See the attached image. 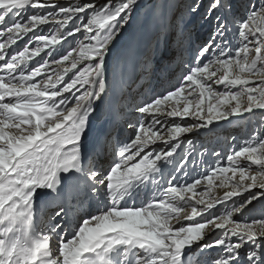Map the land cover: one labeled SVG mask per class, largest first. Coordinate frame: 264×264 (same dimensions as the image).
<instances>
[{"label": "snow or ice", "instance_id": "1", "mask_svg": "<svg viewBox=\"0 0 264 264\" xmlns=\"http://www.w3.org/2000/svg\"><path fill=\"white\" fill-rule=\"evenodd\" d=\"M141 6V0H84L71 6L51 0H0V37L6 36V43H0V225L7 223L0 227V264H264V142L259 148L235 150L227 157L228 166L214 165L209 175L191 183L173 184L178 179L173 175L154 203L120 205L123 193L158 169L157 161H172L169 158L180 148L182 133L241 114L244 96V112L264 109V27L259 23L264 22V0H191L188 10L193 20L199 17L208 25V38L192 51L175 88L135 105L139 115L134 124H128L134 132L120 150L119 162L103 178L99 172L85 175L82 147L90 115L96 101H103L117 80L123 85L131 78L135 47L132 41L123 46L122 39ZM29 9L38 11L26 15ZM239 11L242 18L237 16ZM49 23L54 24L55 35L36 31ZM237 23L234 30L232 25ZM233 32L241 41L234 49L229 40ZM24 37L28 40L23 50L7 51ZM61 40L68 46L79 41V47L66 54L55 48L48 52L62 56V60L53 57L63 69L55 71V78L47 74L49 61L43 58L42 66L38 61L27 70V61ZM31 42L36 46L29 52ZM253 52L255 58L250 59ZM42 74L44 78L36 82ZM213 85H223V90ZM196 89L199 93L194 96ZM156 113L191 116L197 123L167 126ZM157 125L161 130L167 126V138L152 131ZM169 139L176 143L166 152L145 153L156 140L167 145ZM137 157L141 158L134 162ZM240 158L250 163L241 167ZM186 161L187 157L178 171H183ZM252 165L258 166L255 175H249ZM91 166L89 162L87 168ZM229 172L233 177L238 174L239 181H223L221 186L233 190L222 198L209 202L203 199L205 193H197L202 181L211 186L217 173ZM96 184L106 188L111 207L82 219L66 237L62 222L84 210L95 197ZM241 185L248 194L233 200L241 194ZM42 189L54 193L47 201L50 227L34 238V203ZM187 193L201 198L193 200ZM217 205H223V210ZM188 208L191 214L184 219H202L182 223L179 213ZM172 220L178 226H172ZM205 229L217 238L208 240ZM53 239L58 245L55 257L50 246ZM201 243L197 251L185 252ZM212 249L216 253L210 256Z\"/></svg>", "mask_w": 264, "mask_h": 264}, {"label": "bare ground", "instance_id": "2", "mask_svg": "<svg viewBox=\"0 0 264 264\" xmlns=\"http://www.w3.org/2000/svg\"><path fill=\"white\" fill-rule=\"evenodd\" d=\"M60 1L67 2H63V5H74L78 0H51L52 3L62 5L60 4ZM80 2H84V0ZM189 3H191V0H141L142 6L134 13V16L127 28V32L124 34L122 39L123 46H126L129 41H132L135 47L134 62L129 69L131 78L127 81L129 84L127 87H124V84L121 85L119 80H117L113 88L115 93L113 94L112 98L109 100L108 95L103 101H96L94 112L90 115L89 130L86 137L84 138L82 147V167L86 169V176H89L92 172H99L100 178H103L107 174L109 168L112 166V163L115 160L119 162V152L129 142V139L134 132V129L129 128L128 124H134L139 115L137 112L133 111V107L137 104L143 103L145 100H150L155 95L162 94L167 90L175 88L179 82V78L187 70V66L191 60L192 51L199 48L200 45L208 38L210 30L208 25L204 24L203 20L200 21L199 17L193 20V17L187 7ZM160 4H164L163 6L166 14L165 19L161 20V23L159 22L160 20L158 12ZM36 11L38 10L29 9L28 13H33ZM178 14H182V17L175 21ZM239 17L242 18L243 13H240ZM259 23L261 24V27H264V22ZM48 25L51 26L52 24L49 23ZM49 26L46 27L41 25L38 29H36V31L40 32L41 29H43L42 34H44ZM157 26L158 28H161L159 34L156 32ZM162 31L163 46L161 42L156 44L157 47L154 56H152V41L156 36L161 35ZM167 34L168 40L166 43L164 40ZM31 35L32 33H29V36ZM229 37L231 42L230 46L233 49L241 46V41L237 35L233 34L231 37V33H229ZM27 40L28 37L18 40L16 44L8 46L7 51L11 53L13 50H17V46H22ZM0 43H6V36L0 37ZM57 45L58 44H54L52 46ZM34 46H36V42H31L29 45V52L32 51L30 47ZM47 49L52 50L49 46L48 48H45L40 53V55L33 57L31 60L26 62L27 67L29 68L28 71H31L33 68L34 65L32 64L37 65L36 61L40 59L41 54L48 53ZM252 58H255L254 52L250 55V59ZM152 59H154L155 62H150ZM62 63L64 65L65 63L69 64L68 61H62ZM145 64H147V67L144 66ZM42 65L43 63L41 66ZM51 66L52 65L49 64L48 68ZM148 69H150V71H148ZM62 70L63 69L60 67L59 71ZM210 70L212 69L210 68ZM149 72V75H151L152 78L150 84L149 81L147 82V78L148 80L150 79V77L147 75ZM213 79H215V77ZM117 83L119 87L116 86ZM208 83H211V81H208ZM213 87L217 91L223 90V85H213ZM233 91H236V89H233ZM198 93L199 89H196L194 96L198 95ZM182 95H186V93ZM189 99H193V97L190 96ZM240 102L242 105L241 114L230 116L223 120L222 123L213 122L207 127L192 128L191 131L181 134L179 137V140L182 141L180 148L182 146L187 148L185 147L188 145L186 142L190 140L192 141L191 144L196 145V143H198L200 145L198 148L202 149L201 151L196 150L190 155L189 153L185 155V157H187V161L184 163L185 170L184 168L183 171L177 170L178 166L181 165V163L176 162V156L178 153L177 149V152L173 154V157L169 158L172 160V163H176L173 165V168L176 166L175 172L167 169L171 162L163 163L162 161H157L159 166L163 167V176L161 177L159 174L160 176L155 182V171L151 173L146 180L135 182L125 193H123V198L120 200V205L139 207L142 205L146 206L149 202L154 203L156 200L161 198V191L168 187L169 180L173 175L178 178L176 181H172L173 184L177 182L182 184L190 183L194 179L209 175L210 169L214 165L223 164L228 166L227 157L228 155L233 154L235 150H239L244 146H254L259 148V144L264 142V109H253V112L251 113L244 112L243 105L247 104V97H242ZM235 103L236 102L233 101L232 105H235ZM114 104H117L116 108L114 107ZM223 107L224 106H222V110ZM156 115L157 118L162 122L166 120L167 126L174 123V119L168 117L166 113H156ZM257 116H260L261 119H258ZM189 117L195 120L191 116ZM249 117L253 118L250 125V131L248 134L246 133V130V132H244L247 135H252V137L248 138L246 136V138L244 136L245 134L239 128L242 127V122L249 119ZM178 120V124L181 126H185L184 122L190 121L189 119L187 120V118L180 117ZM125 123H127V125H124ZM189 123L192 125L197 123V121ZM117 124V133H119V135L120 132L123 133L121 136H113V138H110L109 136L114 129L113 126ZM167 126L161 130L160 126L157 125L152 129V131H159L160 135H164L167 138ZM232 127H235L233 128L234 134H232V137H229ZM229 129H231V131ZM210 140H212V144H210ZM97 142L103 144V147L95 150V152L92 153V147ZM170 144H172L171 139H169V143L167 145L164 143V141L156 140L155 143L150 144L148 148L145 149V151H154L155 149L153 146L157 147L160 145L164 146L160 148V152H166L168 147H171L169 146ZM257 155H259V152ZM189 160L191 162H189ZM89 162H91L92 165L90 169L87 168ZM249 163L250 161L244 158L239 159V164L241 167H246ZM190 164L191 167L188 168ZM257 167L258 166L256 165H252L253 171L250 172L249 175H255V169ZM187 168L189 171L187 175H184V172H187ZM69 174L71 175V173ZM60 179L61 181L63 180V174H61ZM228 179H231L232 184H236L239 181V176L237 174L235 177H233L231 172L223 175L217 173V175L213 178V183L211 186H209L207 181L204 180L200 185L197 186L196 191L197 193H205L203 195V199L206 201L210 202L212 199H220L224 196L225 192L233 190L230 186H221L222 182ZM243 183H248V181ZM93 187L95 189V197L84 205V210L82 212L78 213L70 220L69 226L71 227V233L75 230L76 224L79 223V220L87 219L92 214H99L101 209L111 207V201L108 198L106 188L99 184L93 185ZM207 189H209V191H206ZM216 189L219 191H216ZM251 190L258 191L259 189ZM40 191L41 190L38 191L34 203L35 216L34 231L32 233L34 238L38 237L40 232L46 233L50 227V217H46L49 214L47 201L49 196L54 195V193L40 196ZM240 192V195L233 196L232 199L238 201L242 198V196L248 194L242 190V185ZM42 193H47V190H44ZM186 197H192V194L187 193ZM199 198H201L199 195L192 197L193 200ZM228 203H231V201H228ZM183 214L180 219L186 220L184 217L186 215H190L191 213ZM55 222L56 221H52V223ZM0 227H7V223L0 225ZM71 233L66 235V237L70 236ZM205 233L206 235L209 234L207 229H205ZM50 246L52 248L53 257H55L58 254V245L55 239L51 241ZM132 256H134V253L130 254V258Z\"/></svg>", "mask_w": 264, "mask_h": 264}, {"label": "rangeland", "instance_id": "3", "mask_svg": "<svg viewBox=\"0 0 264 264\" xmlns=\"http://www.w3.org/2000/svg\"><path fill=\"white\" fill-rule=\"evenodd\" d=\"M80 1H83V0H78L77 1V3H82V2H80ZM61 3L60 4H64L66 1H60ZM64 2V3H63ZM99 2V1H98ZM117 2H119V0H117ZM67 3V2H66ZM164 4H160V6H159V9H158V12H159V22L161 23V20H164L165 19V17H166V14H165V10H164V6H163ZM64 6H71L70 4H68V5H64ZM240 13H243L242 11H239L238 13H237V16H238V18H240L239 17V15H240ZM28 14H31V13H28ZM28 14H26V15H28ZM182 17V14H178V16L176 17V19H175V21H177V20H179V18H181ZM200 21H202L201 19H200ZM159 23V24H160ZM50 24H52L51 26H49L48 24H46V25H44V26H49V28L46 30V32L44 33V35H48V36H51V35H55V26H54V24L53 23H50ZM232 27H233V29L235 30V28L236 27H238V23L237 24H234V25H232ZM161 30V28H158V26H157V29H156V32L159 34V31ZM127 32V31H126ZM125 32V33H126ZM124 33V34H125ZM234 33H231V37H232V35H233ZM79 34H77V36H78ZM161 36V37H160ZM162 39H163V31L161 32V35H158V36H156L155 38H154V40L152 41V51H153V55L152 56H154V53H155V50H156V47H157V45L156 44H158V43H160L161 42V44H162V46H163V41H162ZM229 39H230V37H229ZM167 40H168V34L165 36V40H164V42H166L167 43ZM160 44V45H161ZM61 45H64L65 47L64 48H61ZM25 47V42H24V44L22 45V46H20V45H18L17 46V50H16V52L18 53L20 50H23V48ZM79 47V41H73V44L71 45V46H68L67 45V41H65V40H61L60 41V44H58L57 46H50V48L51 49H53V48H55V49H60V52L61 53H65L66 54V52L67 51H70V50H74V49H76V48H78ZM35 48V46L34 47H30V49H34ZM47 51L49 52V51H51V50H49V49H47ZM75 53V52H74ZM53 57H55V59H61L62 60V56L61 55H58L57 54V52H55V51H52V55L51 56H49L48 55V53L47 54H41V57H40V59L38 60L41 64L43 63V60H48L49 61V64L50 65H52L50 68H48V70H47V74H50V75H53V78H55L54 77V73H55V71H57V70H59V68L61 67L60 65H58V64H55L54 62H53ZM42 58H43V60H42ZM38 61H36V63L38 62ZM150 62H155L154 61V59H152ZM86 63L87 62H85V65H86ZM32 65H34V66H36L35 64H32ZM68 65V63H65V66H67ZM85 65H82V66H85ZM33 66V67H34ZM145 67H147V64H145L144 65ZM149 66V65H148ZM29 68L27 67V70H28ZM151 69V68H150ZM150 69H148V71H150ZM32 70V69H31ZM153 70V69H152ZM72 71H75V70H72ZM148 74H150V72L148 73ZM69 76L71 75V72H69V74H68ZM148 77H150V79H149V84L151 83V75H149ZM44 78V74H42L41 76H38V77H36L35 78V81L36 82H38L39 80H41V79H43ZM68 79V76H65V80H67ZM147 82H148V80H147ZM62 86V85H61ZM66 95H69V94H66ZM141 104V103H140ZM135 109V106L133 107V111H135L134 110ZM178 118L179 117H177V118H173L174 120V123L172 124V125H174V124H178V122H179V120H178ZM257 118L258 119H261L260 118V116H257ZM190 120L189 122H195L196 120H193V119H191L190 117L189 118H187V120ZM252 119L253 118H251V117H249V119H247V120H244V122H242V127H240L239 129H241L242 130V132L245 134L244 136L246 137H248V138H250V137H252V135H247L248 133H249V131H250V125H251V123H252ZM225 120V119H224ZM184 122V121H183ZM189 122H184V124H185V126H191V124L189 123ZM213 122H217V123H222L223 122V120H219V121H213ZM189 123V124H188ZM124 125H127V123H125ZM124 125H121V126H124ZM172 125H169V126H172ZM240 125V126H241ZM124 128V127H123ZM233 128H235V127H232L231 129H232V131H231V129H229L231 132H230V134H229V137H232L233 135L232 134H234V130H233ZM247 132H246V131ZM92 131H93V129H92ZM247 133H245V132ZM92 133V132H91ZM133 135V134H132ZM131 135V136H132ZM246 137V138H247ZM217 138V137H216ZM256 138V137H255ZM257 139V138H256ZM252 140V139H251ZM255 140V139H254ZM212 140H210L209 142H210V144H212L213 142H211ZM171 142H172V144H175L176 143V141L175 140H171ZM172 144H170L169 146H171ZM161 147H164V146H160V145H158L157 147H154L153 146V148L155 149L154 150V152H160V148ZM185 147H187V148H184L183 146L180 148V149H178V153H177V156H176V162L177 163H181V161L182 160H184V158H185V155L187 154V153H189V155L192 153V152H195L196 150H199V151H201L202 149H200V148H198V147H200V145L198 144V143H196V145L195 144H188V145H186ZM169 148L170 147H168V150H169ZM165 150V149H164ZM147 151H145V153H146ZM144 155V153H142L141 154V156H143ZM141 157H137L136 158V161H134V162H138L139 161V159H140ZM154 158V157H153ZM117 162V160H115L113 163H112V165H114V163H116ZM189 162H191L190 160H189ZM176 163L174 162V163H170V165L168 166V168L167 169H169L170 171H173V172H175V169H176V166H174V168H173V165H175ZM192 164V163H191ZM191 164L188 166V168H190L191 167ZM183 168H184V170H185V164L183 165ZM187 168V173H188V171H189V169ZM195 169V168H194ZM166 170V169H165ZM196 171V170H195ZM162 173H163V167H161V166H159L158 167V169L156 170V172H155V174H154V180L156 181V180H158V177L161 175V177L163 176L162 175ZM191 173V172H190ZM160 174V175H159ZM191 183V182H190ZM167 188V187H166ZM165 188V189H166ZM44 190L42 189L40 192H39V195L40 196H45V195H47L46 193H42ZM207 191H209V189H207ZM216 191H219L218 189H216ZM208 200V199H207ZM229 205L231 204V203H228ZM198 207H201V206H198ZM217 207L218 208H220L221 210H223V205H217ZM212 211H216V209L214 208ZM191 213V209L190 208H188V209H186V211H182V212H180L179 213V217L181 218L182 217V214L183 213ZM184 213V214H185ZM183 214V215H184ZM260 214V209H259V205L257 206V211H256V213H254V215H259ZM49 215V214H48ZM48 215L46 216V217H48ZM238 215V214H237ZM50 217V216H49ZM200 219H202V217L200 216H196L194 219H193V221L194 220H200ZM82 221V219L81 220H79V223ZM180 221L182 222V223H184L185 225H190V224H192L193 223V221H190V220H181L180 219ZM176 222V223H175ZM45 224H46V222H45ZM170 224L172 225V226H178V224H177V221L176 220H172V221H170ZM46 226V225H45ZM217 238V236H216V234L213 232V233H209L208 235H207V239L208 240H214V239H216ZM202 247V243L201 244H195V245H193V247H192V249L191 250H189V249H185V252L187 253V252H189V251H197L198 249H200ZM216 253V250L215 249H212V250H210V252H209V255H214Z\"/></svg>", "mask_w": 264, "mask_h": 264}]
</instances>
